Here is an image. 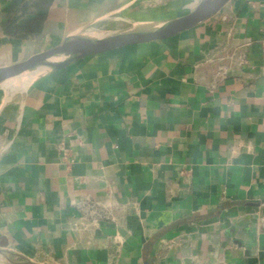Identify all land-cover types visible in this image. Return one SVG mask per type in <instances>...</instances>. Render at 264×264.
<instances>
[{"label": "crops", "instance_id": "crops-1", "mask_svg": "<svg viewBox=\"0 0 264 264\" xmlns=\"http://www.w3.org/2000/svg\"><path fill=\"white\" fill-rule=\"evenodd\" d=\"M199 1L0 0V67ZM0 264H264V0L0 84Z\"/></svg>", "mask_w": 264, "mask_h": 264}, {"label": "water", "instance_id": "water-1", "mask_svg": "<svg viewBox=\"0 0 264 264\" xmlns=\"http://www.w3.org/2000/svg\"><path fill=\"white\" fill-rule=\"evenodd\" d=\"M228 1L200 0L184 15L168 21L123 31L69 36L57 46L34 53L21 61L1 66L0 84L39 65L51 64L49 68L51 69L90 54L171 37L215 15ZM56 57L61 59L55 61Z\"/></svg>", "mask_w": 264, "mask_h": 264}, {"label": "bare ground", "instance_id": "bare-ground-1", "mask_svg": "<svg viewBox=\"0 0 264 264\" xmlns=\"http://www.w3.org/2000/svg\"><path fill=\"white\" fill-rule=\"evenodd\" d=\"M60 59H61L60 57L54 58L55 61H58ZM50 67H51V64L39 65V66H37L35 68L29 69V70H27V71H25V72H23V73H21L19 75H16V76L12 77L5 84L13 92H16V91H21L22 92V91H24V89L26 90L27 86L30 84V82L37 75H39L41 72L49 69Z\"/></svg>", "mask_w": 264, "mask_h": 264}, {"label": "trees", "instance_id": "trees-1", "mask_svg": "<svg viewBox=\"0 0 264 264\" xmlns=\"http://www.w3.org/2000/svg\"><path fill=\"white\" fill-rule=\"evenodd\" d=\"M40 23H42V21H43V17L42 16H40V18H39V20H38ZM37 21V22H38ZM37 22H35L34 24H28V25H26V27L24 28L25 30H26V32H36V31H38V29H39V26H38V28H36L35 27V25L37 24ZM39 25V24H38Z\"/></svg>", "mask_w": 264, "mask_h": 264}, {"label": "built area", "instance_id": "built-area-1", "mask_svg": "<svg viewBox=\"0 0 264 264\" xmlns=\"http://www.w3.org/2000/svg\"><path fill=\"white\" fill-rule=\"evenodd\" d=\"M221 74H224V72H221Z\"/></svg>", "mask_w": 264, "mask_h": 264}]
</instances>
